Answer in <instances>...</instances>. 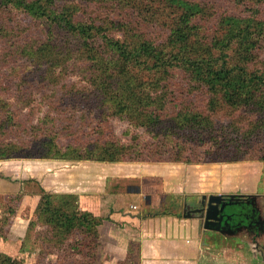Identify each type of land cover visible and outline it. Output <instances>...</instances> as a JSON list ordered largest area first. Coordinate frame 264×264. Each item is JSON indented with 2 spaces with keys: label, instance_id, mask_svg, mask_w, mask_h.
<instances>
[{
  "label": "trees",
  "instance_id": "obj_1",
  "mask_svg": "<svg viewBox=\"0 0 264 264\" xmlns=\"http://www.w3.org/2000/svg\"><path fill=\"white\" fill-rule=\"evenodd\" d=\"M224 1L0 0V62L10 71L22 66L30 76L23 84L37 80L44 91L39 103L32 89H16L14 101L0 97V134L29 136L1 139L0 159L264 161V0ZM72 69L91 87L47 97L46 87ZM110 116L130 123L127 140ZM41 191L36 212L48 247L74 235L83 236L74 249L100 245L103 217L82 209L75 194ZM132 245L119 264L140 261ZM0 264L21 260L0 253Z\"/></svg>",
  "mask_w": 264,
  "mask_h": 264
},
{
  "label": "rangeland",
  "instance_id": "obj_2",
  "mask_svg": "<svg viewBox=\"0 0 264 264\" xmlns=\"http://www.w3.org/2000/svg\"><path fill=\"white\" fill-rule=\"evenodd\" d=\"M215 1L221 8L228 4L224 0ZM19 23L22 29L27 27L25 21ZM152 33L156 36L162 34L160 28L154 29ZM5 46V42L0 41L1 57L6 55ZM15 59L16 56L13 61ZM19 63L22 64V61ZM1 67L0 97L2 99L17 100L20 95L27 94L25 89L28 91L32 89V97L39 103V99L44 95V91H41L42 85L33 86L37 80L23 84L26 78H30V76L26 77V69L19 66L18 69L10 71L9 67L0 62ZM68 72L70 73H66L65 77L56 84L46 87L47 97L54 101L65 100L68 93L70 96L75 84L79 87H91L89 82L82 81L81 69L75 72L72 69ZM19 88H21L20 95L16 93V89ZM90 100V104H94L93 99ZM84 108L86 106L80 104V113L84 112ZM93 109L97 108L93 106ZM109 120L114 126L115 133L127 140L128 136L124 135V131L130 127V123L118 116H110ZM87 123L89 125V122ZM84 126L82 119H75L76 129L88 132L89 129ZM19 134L15 128L9 129L0 134V140L24 141L26 132L23 131L21 137ZM26 139L29 140V136ZM211 151L214 152V149L211 148ZM262 163L264 164V161L250 159L232 162L217 160L110 162L22 156L0 159V253L20 259L21 264H119L114 258L123 255L117 250L121 245L117 244V238L122 237V234L116 231V239L109 238L108 241L106 240L109 244L106 245L100 239V245L92 251L85 247L81 249V245L79 248H72L71 245H77L82 235L71 236L63 245L54 244L48 247L46 225L42 223L36 212L43 188L50 193L75 194L78 196L79 205L81 197L77 192H87L89 195L87 198L91 200L99 198L93 192H111L118 196V200L120 196L125 200L124 203H117L122 211L128 209L131 215L136 213L139 217L148 214L157 216L159 220L157 228L153 223L150 225L148 238L142 234V225L134 221L133 224L132 221L120 222L121 229L127 228L126 225L129 226L132 231L130 238L137 243L135 247L134 244H130V247L131 245L132 249L134 247L132 252L134 258L139 255L140 261L136 259V263L132 264H143L142 254L145 259L164 260L145 262L146 264H264V229L258 234L249 229H242L234 234L204 230L203 219L192 209L198 205L202 194L241 193L256 197L258 210L264 220ZM53 186L55 191L49 190ZM127 192H142V194L129 200L125 194ZM247 197L251 200L250 196ZM126 204L129 208H125ZM136 204L138 207L132 206ZM173 216L179 217L182 221L166 222L167 218L174 219ZM178 223L183 227L176 225ZM177 227L184 228L191 237L192 233L195 235L192 237L195 240V248L182 258L175 257L172 253L169 255L164 245L159 244L162 240L158 234L159 229H164L163 232L170 235L178 231ZM127 234L124 236L126 243L129 240ZM93 252L95 253L92 254ZM111 253L115 256L111 257Z\"/></svg>",
  "mask_w": 264,
  "mask_h": 264
},
{
  "label": "crops",
  "instance_id": "obj_3",
  "mask_svg": "<svg viewBox=\"0 0 264 264\" xmlns=\"http://www.w3.org/2000/svg\"><path fill=\"white\" fill-rule=\"evenodd\" d=\"M261 175L264 176V164L263 163H262ZM79 187H84V186H79ZM45 188H47V187H45ZM54 188L55 187L53 186L52 188H49V190L55 191ZM84 188H81V189H84ZM261 189L263 190L264 186ZM77 193H79L80 197H81L80 207L82 209L88 210V211L92 212L93 214H95L96 216L105 217L102 224L99 226V232H100V236L102 239V243H105V245H106V244H109L107 242L109 240V238L116 239L115 231L122 234V237L117 238V241H118L117 244H119V243L121 244L117 250H120V252H122L123 255L120 258H116V259L114 258V260H116L118 262L121 260H124L128 256L130 244L134 243V240L132 238H130V236L132 235L131 229L127 225H126L127 228H123L124 230L121 229L120 222L127 221L129 223L132 221V224H133V221H134V222H136V224L142 225V230H143L142 234L145 235L146 237L148 235H150L149 227L152 223H153V225H155L154 227L157 228V223H158L157 221H159L157 216L155 217V216H151L148 214L147 216L139 217L136 213H133V215H131L132 213L128 209L122 211L117 206V203H124L125 202V200L122 199V196H120V200H118L119 198H118V196L115 195V193L93 192L99 198H97L96 200H91V199L87 198L89 196V195H87V192H77ZM119 194H117V195H119ZM125 194H126V198H129V200H130V199L134 198L135 196H138V197L141 196L142 192H127ZM216 194H218V193H216ZM117 200H118V202H117ZM131 204H133V203H131ZM132 206L138 207L137 204L132 205ZM121 207H123V206H121ZM127 207L128 206L126 204L125 208H127ZM173 218L174 219L167 218L166 222H173L174 220L182 221V219H180L177 216H173ZM176 225L182 226L181 223H178ZM176 229L178 231L176 233H173L170 235L165 234L163 232L164 229H159L160 231H158V234H159V237H161V239H162L159 244L164 245V249H165V251L167 250V253H169V255L172 253L173 256H175V257L180 256L182 258L183 256H187V254L190 253V250L195 248V244H194L195 240L192 238L195 235L192 233V237H191L190 236L191 234L187 233L184 230V228H181V227L180 228L177 227ZM126 233H128L127 237L129 236V240L127 243H126V237H124L126 235ZM115 254H117V253H115ZM110 255H111V257L115 256L114 253H111ZM141 260H142L143 264L153 262V261L154 262H160V261L163 262L164 261L162 258H158V259L147 258V259H145L144 254H142ZM182 260L183 259H181V261ZM184 260L186 262H188L186 259H184ZM174 262H176V260H174Z\"/></svg>",
  "mask_w": 264,
  "mask_h": 264
},
{
  "label": "flooded vegetation",
  "instance_id": "obj_4",
  "mask_svg": "<svg viewBox=\"0 0 264 264\" xmlns=\"http://www.w3.org/2000/svg\"><path fill=\"white\" fill-rule=\"evenodd\" d=\"M251 198V197H250ZM256 198V197H255ZM254 198V199H255ZM253 199V198H252ZM223 202L226 203V207L224 209V211L220 214H222L224 216L223 218V222L221 225V229L218 230L220 232H226V233H231L234 234L239 230L242 229H249L251 231H253V226H258L259 230H263L264 229V220L262 219L261 213L258 210V207H256V202L255 200H249L248 197H236L233 198L231 203L229 202V198L226 197L225 199H223ZM253 202L255 203V208H252L251 211L250 210H245V206L247 204H253ZM246 204V205H245ZM208 205V198L203 199L201 196V200L199 201L198 205L194 208H192L193 210L196 209H201L204 208ZM254 205V204H253ZM221 206V204H220ZM249 206V205H247ZM250 207V206H249ZM188 209V207H187ZM202 214V212H197V214ZM203 219V225L205 223L204 218ZM227 220V225H225V221ZM212 226V225H210ZM216 226L219 225H214V228ZM213 228V226H212ZM213 229H210L208 231H216Z\"/></svg>",
  "mask_w": 264,
  "mask_h": 264
},
{
  "label": "water",
  "instance_id": "obj_5",
  "mask_svg": "<svg viewBox=\"0 0 264 264\" xmlns=\"http://www.w3.org/2000/svg\"><path fill=\"white\" fill-rule=\"evenodd\" d=\"M253 197L251 195H247V194H241V193H231V194H222V193H213L210 195L207 194H202V198H208V205L204 208L201 209H196L194 210L195 212H202L203 213L200 215L201 218H204V230H210L214 228V225H219L216 226L214 228V230H220L221 229V225L223 222V218L224 216L220 213H222L226 207V203L223 202V199H225L226 197L229 198V202L231 203L233 198L236 197ZM221 204V206H220ZM212 225V226H210ZM227 225V220L225 221V225Z\"/></svg>",
  "mask_w": 264,
  "mask_h": 264
}]
</instances>
